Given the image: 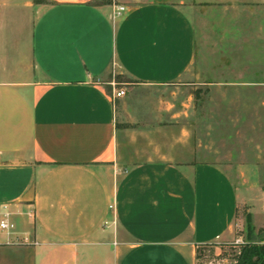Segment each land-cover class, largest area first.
<instances>
[{
    "label": "crops",
    "instance_id": "0c3cea01",
    "mask_svg": "<svg viewBox=\"0 0 264 264\" xmlns=\"http://www.w3.org/2000/svg\"><path fill=\"white\" fill-rule=\"evenodd\" d=\"M221 13L233 14L226 40L246 39L233 23L250 13L264 29V0H0V222L13 226L0 228V264H196L233 240L240 207L245 232L248 216L264 227L255 165L234 181L205 162L117 163L111 64L140 84L177 82L201 15Z\"/></svg>",
    "mask_w": 264,
    "mask_h": 264
},
{
    "label": "rangeland",
    "instance_id": "374dc122",
    "mask_svg": "<svg viewBox=\"0 0 264 264\" xmlns=\"http://www.w3.org/2000/svg\"><path fill=\"white\" fill-rule=\"evenodd\" d=\"M226 15L233 14L221 13V23L201 15L194 62L177 82L140 84L111 64V97L113 91L124 92L114 101L121 167L205 162L222 167L236 181L238 166L255 165L264 189V29L250 13L248 24L233 23L239 26L233 34L246 39L226 40V32L232 31ZM245 214L240 207L233 240L200 248L196 264H235L239 246L248 243ZM250 236L264 240V227Z\"/></svg>",
    "mask_w": 264,
    "mask_h": 264
},
{
    "label": "trees",
    "instance_id": "16d2710c",
    "mask_svg": "<svg viewBox=\"0 0 264 264\" xmlns=\"http://www.w3.org/2000/svg\"><path fill=\"white\" fill-rule=\"evenodd\" d=\"M246 225V239L248 243L239 246L238 253L234 259L235 264H264V240H258L250 236L253 233V228L251 227L249 216L246 218Z\"/></svg>",
    "mask_w": 264,
    "mask_h": 264
},
{
    "label": "built area",
    "instance_id": "2783aa9c",
    "mask_svg": "<svg viewBox=\"0 0 264 264\" xmlns=\"http://www.w3.org/2000/svg\"><path fill=\"white\" fill-rule=\"evenodd\" d=\"M124 11H125V8H124V7H122V6L118 7L117 10H116V12L113 13V17H115V16H117V15L123 13ZM123 95H124V92H123V91H113V94H112V103L114 104V101H115L116 99L121 98ZM113 207H114L113 205L110 206V209H113ZM12 227H13V226H11V225L8 223L7 220H2V221L0 222V228H1V229L9 230V229H11Z\"/></svg>",
    "mask_w": 264,
    "mask_h": 264
}]
</instances>
